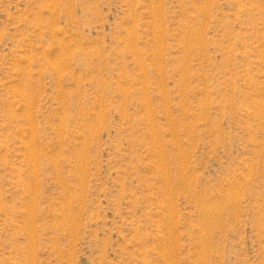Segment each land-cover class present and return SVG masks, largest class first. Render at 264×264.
I'll return each instance as SVG.
<instances>
[{
	"label": "rangeland",
	"instance_id": "rangeland-1",
	"mask_svg": "<svg viewBox=\"0 0 264 264\" xmlns=\"http://www.w3.org/2000/svg\"><path fill=\"white\" fill-rule=\"evenodd\" d=\"M0 264H264V0H0Z\"/></svg>",
	"mask_w": 264,
	"mask_h": 264
}]
</instances>
